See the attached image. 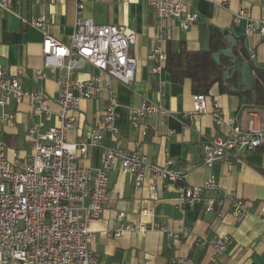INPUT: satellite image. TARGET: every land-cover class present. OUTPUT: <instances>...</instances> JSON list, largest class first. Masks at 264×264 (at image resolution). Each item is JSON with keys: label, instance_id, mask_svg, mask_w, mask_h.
<instances>
[{"label": "crops", "instance_id": "crops-1", "mask_svg": "<svg viewBox=\"0 0 264 264\" xmlns=\"http://www.w3.org/2000/svg\"><path fill=\"white\" fill-rule=\"evenodd\" d=\"M191 6L190 0H184ZM199 13V20L189 29L183 30L176 21H161L148 0H87L84 16L99 25L125 26L136 33V43L131 55L138 65L132 84L124 85L113 80L91 65L72 74L79 81L97 78L102 84L100 95L83 100L74 113L78 119L75 129L68 131L67 140L74 144L89 139V135L106 109L110 97L121 104L118 127L122 136V147L128 151H139L151 162L163 166L172 165L188 175L189 186H201L208 179L227 192H234L247 202L249 215L238 222L225 204L223 216L219 211L207 213L203 207L183 206L178 199L176 186L157 180L156 191L152 192L151 174L147 173L140 187L135 185L132 175L121 171L117 163L109 174L110 196L101 218L89 228L94 234L91 245L97 264H172L173 260L184 259L187 264H208L211 250L197 244L198 237L209 238L229 236L228 245L219 264H264V225L257 217V211L264 201V146L257 151L241 156L231 165L221 162L207 167L203 163L202 147L205 142L224 138L229 128L215 126L212 117L213 105L217 104L226 117L236 118L241 127H246L250 114L256 112L264 123V109H254L237 95L221 93L214 85L208 94V112L197 119L186 114L193 112V86L190 80L182 83L172 81L165 68L161 74L151 72L154 66L148 56L160 43L155 36L162 35L163 47L167 42L177 47L184 43L188 51L209 48L211 29L216 28L225 35L240 39L254 63L264 66V41L254 36L244 40L246 24L233 23L234 15L248 10L255 19H264V0H209L193 3ZM44 18L49 35L63 43L69 41L76 23V4L72 0H60L52 4L49 0H15L8 10L0 12V68L15 77L22 73V84L26 91L44 93L52 118L44 122L42 132L58 126L57 114L60 106V82L67 77L65 69L46 72V77L36 80V71L43 70V32L33 22ZM228 45H226L227 47ZM225 47V48H226ZM240 48H235V53ZM222 64L229 61L222 57ZM143 102L162 104L171 112L164 124L155 116L149 121L148 136L143 138L130 124V108ZM15 116L12 125L1 120L2 113ZM31 107L27 100L11 102L0 109V142L6 144L8 156L15 152L26 156L30 153L28 129L33 123L42 121L40 116L30 119ZM103 146H115L110 135L104 138ZM103 162L102 147L89 148L86 155L79 157V164L86 168H99ZM205 198L213 197L211 191L203 193ZM123 215V219L120 216ZM145 224L149 231H138ZM137 228L125 230L120 237L115 234L122 227ZM190 231L187 238L174 239L169 234Z\"/></svg>", "mask_w": 264, "mask_h": 264}, {"label": "built area", "instance_id": "built-area-1", "mask_svg": "<svg viewBox=\"0 0 264 264\" xmlns=\"http://www.w3.org/2000/svg\"><path fill=\"white\" fill-rule=\"evenodd\" d=\"M15 0H0V12L8 10ZM52 4L60 0H49ZM76 4L74 33L63 43L48 34L44 18L33 22L43 32V70L36 71L34 77L40 80L47 71L65 69L67 77L60 82L56 102L60 106L57 114L59 125L42 132L44 122L51 121L52 111L43 92L26 91L22 84V73L12 77L0 68V109L13 101L27 100L31 107L30 119L35 116L41 122L33 123L28 129L30 153L26 156L13 153L8 156V148L0 142V264H97L91 245L94 234L89 228L102 216L110 196L109 174L117 163L124 174L132 175L135 185L140 187L147 173L151 174V190L156 191L157 180L170 183L178 190V199L183 206L200 205L207 213L219 211L224 214L225 204L238 222L249 215V206L234 192L220 188L216 180L208 179L201 186H189L188 175L174 167L171 162L158 166L139 151H128L122 147V136L118 127L121 104L116 97L109 99L87 140L72 144L67 133L78 125L74 113L83 100H91L100 95L102 84L97 78L79 81L72 74L86 65L107 74L124 85L133 82L138 62L131 49L136 43V33L125 26L99 25L84 16L87 0H72ZM100 1V0H99ZM148 0L161 21H176L183 30H189L200 18L193 3L203 0ZM209 1V0H204ZM246 24L244 40L254 36L264 41V19L253 18L248 10H241L233 18L234 25ZM158 44L148 56L154 63L151 72L161 74L167 61L161 34L155 36ZM252 58L254 56L252 55ZM204 94L193 96L194 109L185 117L197 119L208 112ZM130 124L143 138L148 136L149 121L155 116L164 124L171 112L162 104L143 102L131 107ZM212 117L215 126L229 128L230 132L220 139H214L202 147L203 163L211 167L216 162L231 165L245 154L264 146V123L256 112L250 114L246 127L238 125L236 118L226 117L217 104L213 105ZM15 116L3 111L1 120L14 123ZM110 134L115 146H103L104 138ZM102 147L103 162L99 168H86L79 164V157L86 155L89 148ZM211 191L213 197L205 198L203 193ZM123 215L120 219H123ZM257 217L264 225V201L257 211ZM130 226L115 234L120 237L125 230H135ZM138 231H149L145 224ZM190 236L185 230L179 234H169L179 239ZM229 236L209 238L198 237L197 244L211 250L208 264H219L228 245ZM129 264V263H126ZM172 264H187L184 259H176Z\"/></svg>", "mask_w": 264, "mask_h": 264}, {"label": "trees", "instance_id": "trees-1", "mask_svg": "<svg viewBox=\"0 0 264 264\" xmlns=\"http://www.w3.org/2000/svg\"><path fill=\"white\" fill-rule=\"evenodd\" d=\"M226 32L216 28L211 29L209 48L199 51H188L185 44L177 47L173 42H167L166 70L172 81L182 83L190 80L194 95L204 94L208 101V94L214 85H218L221 93L237 95L252 108L264 109V66L252 62L244 44L238 52L239 57L251 63L255 75V94L234 93L224 86V71L213 59V53L226 47L224 36Z\"/></svg>", "mask_w": 264, "mask_h": 264}, {"label": "water", "instance_id": "water-1", "mask_svg": "<svg viewBox=\"0 0 264 264\" xmlns=\"http://www.w3.org/2000/svg\"><path fill=\"white\" fill-rule=\"evenodd\" d=\"M224 41L226 48H222L213 53L212 57L215 62L222 66L224 71V86L234 93H251L255 94V75L253 74V68L250 62L239 57V54L235 53L236 47H241L243 42L235 35H225ZM222 57L227 58L229 61L226 65L222 64ZM255 59H252V62ZM255 62V61H254ZM1 65L2 62H0Z\"/></svg>", "mask_w": 264, "mask_h": 264}]
</instances>
